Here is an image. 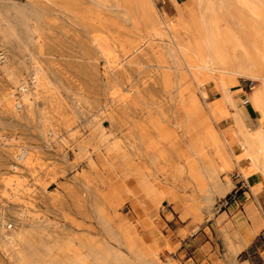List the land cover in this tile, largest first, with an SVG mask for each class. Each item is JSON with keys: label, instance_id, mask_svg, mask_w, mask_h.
Returning <instances> with one entry per match:
<instances>
[{"label": "rangeland", "instance_id": "obj_1", "mask_svg": "<svg viewBox=\"0 0 264 264\" xmlns=\"http://www.w3.org/2000/svg\"><path fill=\"white\" fill-rule=\"evenodd\" d=\"M56 3L0 0V98L7 94L15 103L11 110L0 102V264L104 262L115 243L101 223L97 208L103 203L94 189H103L101 182L112 176L109 163L117 158L106 147L120 138L116 125L124 112L135 107L155 113L168 105L153 74L157 60H174L169 55L174 46L169 20L181 14L204 30L215 14L224 19L221 26L234 27L260 26L258 13L264 17V0ZM178 39L185 42L189 37L180 32ZM115 83L133 96L127 108L109 99ZM250 84V79L239 77L230 93L237 109L255 119L250 103H242ZM187 93L205 107L218 92L212 81L197 88L190 77ZM176 101L174 96L172 104ZM231 123L222 108L216 129L227 130ZM97 144L102 151L95 150ZM24 147L32 153L30 164L15 155ZM232 151L237 155L241 149L232 143ZM137 160L150 165L147 157ZM246 163L243 158L238 162ZM240 173L232 167L227 174L230 188L210 204L194 193V210L184 217L175 201L189 199L193 192L180 185H174L175 201L165 196L156 203L145 199L141 209L125 200L109 214L125 221L141 239L139 251L158 257L161 264H224L223 235L237 228L232 216L253 199L247 196L251 182ZM14 177L20 181L16 190L6 183ZM259 178L262 187L255 196L264 199ZM114 185L125 196L121 180L116 178ZM231 190H237L241 205L218 212L216 202ZM258 209L264 218V208ZM258 228L255 232L264 234V224ZM242 240L233 263L264 264V235L258 241Z\"/></svg>", "mask_w": 264, "mask_h": 264}, {"label": "bare ground", "instance_id": "obj_2", "mask_svg": "<svg viewBox=\"0 0 264 264\" xmlns=\"http://www.w3.org/2000/svg\"><path fill=\"white\" fill-rule=\"evenodd\" d=\"M47 1L57 4L56 0ZM258 15L262 25L234 27L221 26L219 23L224 19L215 14L204 30L181 14L169 20L167 29L174 41L169 55L174 60H157L153 74L159 78L168 105L155 113L144 114L135 107L124 112L116 125L120 138L106 147L107 153L117 158L109 163L112 176L107 183L101 182L103 189L100 185L94 189L103 203L97 208L101 223L115 243V248L108 247L105 252V257L111 261L106 259L101 264H161L158 257L139 251L138 234L125 221H115L110 210L122 206L125 200H132L141 209L145 199L156 203L165 196L175 201L174 185H180L188 186L193 192L189 199L175 201L184 217L194 210V193L197 199L210 204L215 196L228 191L231 181L227 174L233 166L251 182L247 196L253 199L244 202L245 212L255 229L264 222L260 211L253 207L254 196L262 187L259 176L264 183V17L261 13ZM180 32L189 39L180 42ZM95 37L105 40L103 36ZM190 77L197 88L208 81L214 83L217 96L205 107L194 95H188ZM239 77L253 83L247 99L257 113L255 119L249 118L245 110L237 109L230 93L231 85H235ZM113 85L109 99L127 108L133 96L129 90L124 93L119 83ZM174 96L175 105L172 104ZM0 102L11 110L15 108L7 94L2 95ZM222 108L232 118L227 130L215 127ZM114 114L110 110L109 115ZM232 143L240 147L239 154L233 153ZM101 145L97 144L95 150L102 151ZM15 155L26 164L32 162V153L27 147ZM141 156L150 159V165L137 160ZM241 158L247 161L243 166L238 164ZM220 172L225 173L224 178H220ZM116 178L121 180L125 196L114 185ZM6 183L16 190L20 181L14 177L8 178ZM164 264L175 263L170 260Z\"/></svg>", "mask_w": 264, "mask_h": 264}, {"label": "crops", "instance_id": "obj_3", "mask_svg": "<svg viewBox=\"0 0 264 264\" xmlns=\"http://www.w3.org/2000/svg\"><path fill=\"white\" fill-rule=\"evenodd\" d=\"M247 114L249 116L248 111H247ZM253 207L255 209L264 208V199L262 198L260 194H258L257 196H254ZM234 209L235 207L233 206L232 210L234 211ZM232 217H235L234 220H237V223H235L237 228L230 231L229 234L223 235L222 240L224 243V250H223V255H222V262L224 264H234L232 261L233 257L236 255L239 249H242L244 245L242 238H244V236L245 238H249L251 241H258L259 238L263 237L264 235L263 232L261 231L255 232V230H259L260 228H257V229L254 228V225L252 224V221L247 215V213L245 212V209H242L240 212H236ZM262 224H264V222ZM262 224H260V226ZM229 241H231L232 243L231 246H228L227 242ZM242 262H244V260L241 261V263Z\"/></svg>", "mask_w": 264, "mask_h": 264}, {"label": "built area", "instance_id": "obj_4", "mask_svg": "<svg viewBox=\"0 0 264 264\" xmlns=\"http://www.w3.org/2000/svg\"><path fill=\"white\" fill-rule=\"evenodd\" d=\"M242 103L243 104H247L249 103L247 97L242 99ZM230 204H236L238 207L241 205V203L239 202V195L237 193V190H231L230 193H228L227 195H225L223 198L219 199L216 202V210L219 211H224L223 209H226L227 206H229ZM240 211L242 210V206L239 207Z\"/></svg>", "mask_w": 264, "mask_h": 264}]
</instances>
